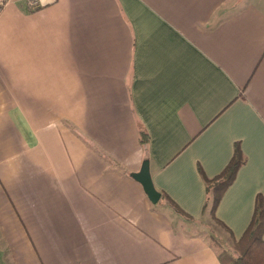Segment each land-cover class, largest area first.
I'll use <instances>...</instances> for the list:
<instances>
[{
	"label": "crops",
	"instance_id": "1",
	"mask_svg": "<svg viewBox=\"0 0 264 264\" xmlns=\"http://www.w3.org/2000/svg\"><path fill=\"white\" fill-rule=\"evenodd\" d=\"M257 194L264 0H0V264H221Z\"/></svg>",
	"mask_w": 264,
	"mask_h": 264
},
{
	"label": "trees",
	"instance_id": "2",
	"mask_svg": "<svg viewBox=\"0 0 264 264\" xmlns=\"http://www.w3.org/2000/svg\"><path fill=\"white\" fill-rule=\"evenodd\" d=\"M140 143L146 145L147 134L140 129ZM245 158L239 143H235L232 156L224 169L215 177L207 178L202 175L206 189L204 210L212 216L214 209L226 189L233 182L238 169L244 164ZM172 204V203H171ZM213 217V216H212ZM214 219V218H213ZM218 222L216 219H214ZM219 224V222H218ZM264 197L257 194L254 201V211L250 222L238 240H232V256L228 251L218 249L217 254L221 264H264Z\"/></svg>",
	"mask_w": 264,
	"mask_h": 264
},
{
	"label": "water",
	"instance_id": "3",
	"mask_svg": "<svg viewBox=\"0 0 264 264\" xmlns=\"http://www.w3.org/2000/svg\"><path fill=\"white\" fill-rule=\"evenodd\" d=\"M130 177L140 183L145 195L152 204H155L159 200L160 193L152 184L147 160L142 162L139 171L130 173Z\"/></svg>",
	"mask_w": 264,
	"mask_h": 264
},
{
	"label": "built area",
	"instance_id": "4",
	"mask_svg": "<svg viewBox=\"0 0 264 264\" xmlns=\"http://www.w3.org/2000/svg\"><path fill=\"white\" fill-rule=\"evenodd\" d=\"M27 7L30 9V10H36L37 7H38V0H24Z\"/></svg>",
	"mask_w": 264,
	"mask_h": 264
},
{
	"label": "rangeland",
	"instance_id": "5",
	"mask_svg": "<svg viewBox=\"0 0 264 264\" xmlns=\"http://www.w3.org/2000/svg\"><path fill=\"white\" fill-rule=\"evenodd\" d=\"M205 224H206V223H204V225H205ZM210 228L217 232L216 228L213 227L211 224H210ZM214 237H215V236H214ZM229 253H231L232 256H235V253H234L232 250H229Z\"/></svg>",
	"mask_w": 264,
	"mask_h": 264
}]
</instances>
